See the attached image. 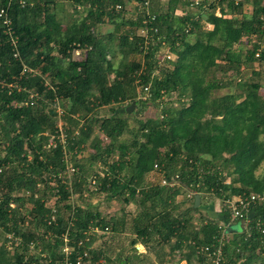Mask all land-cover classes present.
I'll list each match as a JSON object with an SVG mask.
<instances>
[{"label":"trees","instance_id":"obj_1","mask_svg":"<svg viewBox=\"0 0 264 264\" xmlns=\"http://www.w3.org/2000/svg\"><path fill=\"white\" fill-rule=\"evenodd\" d=\"M64 1L12 0L17 47L0 19V81L11 82L23 65L34 73L19 82L26 89L21 93L10 95L0 86V264H61L66 234L75 256L88 251L96 264H140L135 248L120 250L122 241L113 249L107 241L98 249L93 238L86 242L94 227L126 226L106 217L93 199L128 204L137 197L144 204L133 221L138 236L133 247L145 238L155 254L153 241L161 246L176 238L172 249L183 251L179 261L212 264L197 248L223 235V221H240L225 206L223 216L205 219L194 203L185 210L163 207V213L146 203L167 197L174 202L183 189L210 194L222 204L264 193V172L256 175L264 162V72L242 74L257 61L263 42L264 0H149L154 20L141 0H69L83 9L69 26L61 16ZM197 1V12L177 14ZM131 3L137 12L128 14ZM8 4L1 0L0 7ZM104 21L115 28L100 38L94 27ZM205 23L213 28L205 30ZM242 45L246 50L238 49ZM166 47L176 61L161 63ZM76 49L84 56L75 59ZM214 70L238 83L234 95L212 99L227 82ZM56 100L64 111L63 140L57 135ZM133 103L140 111L153 104L160 115L135 129L127 113ZM53 136L56 146L48 147ZM69 163L75 170L70 182L67 175L60 178ZM98 163L107 168L103 174L96 172ZM156 165L164 166L170 180L179 175L174 188L147 187ZM55 198L57 204L48 207ZM247 220L245 232L226 236L222 264H264V202L251 208ZM8 234L15 238L12 250Z\"/></svg>","mask_w":264,"mask_h":264},{"label":"crops","instance_id":"obj_2","mask_svg":"<svg viewBox=\"0 0 264 264\" xmlns=\"http://www.w3.org/2000/svg\"><path fill=\"white\" fill-rule=\"evenodd\" d=\"M192 4L193 3H190L187 6L186 10L184 9L178 10L177 14L185 15L190 12L191 14L197 12L196 8L194 6L193 7L191 6ZM205 25L213 28V26L208 23H205ZM248 69L251 70V72H259L256 68L255 62L253 65H251L248 68L243 67L242 74L246 72V70ZM227 81H228V78H227ZM237 81L241 82L242 77L237 78ZM222 89H229V86L227 85V83L225 84L224 88H221L219 90H222ZM220 98L221 97H216L214 95L212 99L214 100V99H220ZM63 116H62V119H63ZM106 170H107L106 167H103L101 163H98V170L96 171L97 173L103 174V172ZM166 174H167V171L165 170L164 166L159 165V169L155 168V170L152 171L147 177L148 183L150 185L147 187L150 188V187H155V186H162V187H170L171 189L174 188L177 185V180H178L176 177L179 175L175 176V179L172 178L170 180L167 178ZM164 180L167 181V184L163 183ZM230 181H231L230 179H227L225 183L228 184L230 183ZM181 191H182L181 194L174 198L175 199L174 202H172V200H169L168 199L169 197H167L164 202L161 199L156 198L154 202L148 201L146 204H148V206L150 207L151 205L156 207V210L152 212H158V210L160 209V211L163 213V210H164L163 207H170L174 205H176L177 207L176 210L178 209L185 210L190 206V203L192 204L194 203V207H195V195L198 194L200 195V204L198 207L201 206L200 214L203 215L205 219H208V218L213 219L215 217L223 216L222 214H223L224 208L222 206V201L219 198L212 196L210 194H205V193L199 194L191 190L187 191L186 189H183ZM139 200L140 198L137 197L135 200H132L128 204L121 203L120 201H117V200H111V201L106 200L105 201L104 209L103 210L101 209V211L104 212L105 216L108 218H112V220L117 222L118 225L120 224L121 221H124V223L126 224L125 227H122L119 225L118 231L112 230L108 234L109 235V238H107L108 243H106L107 248L113 249L117 247L122 241V247L120 250L127 249V248L130 250L132 248H135L137 253L140 255L142 261L149 258L151 260L150 264H188L186 260L175 261L177 259L176 256L179 255V257H181V254L183 252L182 250L173 251L172 249L173 245H175V243L178 242L176 238H172L171 240L166 242V244L161 245V246H158L157 242L153 241L152 242L153 244L151 246L156 247V250H155L157 251V253H155L156 255L153 252H149V250L147 249L145 245V241H146L145 238H142L141 240H139L138 243L134 247L132 246L133 240L136 237H138L137 234L135 233V227L133 226V223H134L133 221L140 213L142 209V205L144 204V203L142 204ZM97 201L98 200H96L94 204ZM223 223L224 225H226V230H225L226 236L240 235L243 232H245V230L247 229V222L244 220H240L238 222H234L231 224L225 223L224 221ZM158 239L159 241H161L159 237ZM103 244L104 243H101L98 246H94V248H97V249L101 248ZM225 244H226V241H225ZM225 244H224V247H225ZM142 261H140V264H142Z\"/></svg>","mask_w":264,"mask_h":264},{"label":"built area","instance_id":"obj_3","mask_svg":"<svg viewBox=\"0 0 264 264\" xmlns=\"http://www.w3.org/2000/svg\"><path fill=\"white\" fill-rule=\"evenodd\" d=\"M9 4L7 8H3L0 7V19L3 23V27H4V33L5 35H7L9 42L12 44V46L17 47L18 44V36L15 33L13 26H12V21L10 19L9 16V10H10V5H11V1L12 0H8ZM143 2H140V7H142L143 5H145V7L143 6V9L146 11V14L150 17H152L151 12L149 11V0H141ZM228 1H232V0H228ZM235 2V4H239L241 1L243 0H233ZM1 2V0H0ZM144 3V4H143ZM23 4H25V2H23ZM199 5V2L197 1L196 3H193L191 6L193 7H197ZM264 6V3H263ZM117 11H122L123 10V6L122 5H117L116 7ZM249 10L252 11L251 7H249ZM217 16H221L220 10L217 9L216 13ZM155 19V16L152 17V20ZM188 30V29H187ZM264 31V28L262 29ZM155 32H157V29L155 30ZM140 34L145 35L146 31L145 30H139ZM260 48L257 50L256 54H255V58L257 59V61H255V65L258 71L264 72V58H262V52L264 51V36H263V42L260 44L259 46ZM164 58V61H172L175 58V54L172 52V50L168 47H166L163 51V53L161 54ZM15 56H18V53L16 52ZM30 74H34L33 70L28 68L26 65H23V69L20 72V74L18 76L13 75L11 82L7 83L5 80L0 81V86L3 89H6V91L11 95L14 91H18L19 93L23 92V87L21 86V84L19 83L20 81L23 80V78H29ZM47 86V84H46ZM26 90V89H24ZM147 91V89H146ZM34 96H37L32 94L31 95V100H33ZM26 105H28V100L25 102ZM54 108L57 111V135H59L58 137H60L62 140L64 138V123L62 120V116H63V109L60 105V102L58 100L55 101L54 104ZM56 139L53 136L49 146L48 147H55L56 144ZM70 165L67 166V174L69 173H74L75 170L72 167H69ZM156 169H159V165L155 166ZM1 171V170H0ZM178 178V176L176 177ZM164 184H167V181L164 180L163 181ZM93 185H95V181H93ZM262 203L264 202V193L262 194H256V193H251V194H244V195H239V196H234L232 198L226 199L222 206L224 208V206L230 211L231 213V217L233 220H244L248 223V215L249 212L251 210V208L257 204V203ZM12 207H14L12 205ZM225 209V208H224ZM56 210L53 209V220L55 221L56 219ZM225 229L226 230V225H224V223L221 225L220 229ZM223 229V230H224ZM93 229H90L89 233H91ZM223 231V235L219 238L216 239L214 243L210 244V245H204V246H200L197 248V253L200 256H206L207 258H210L212 261V264H222L223 261V247L225 244V241L227 240L226 238V231ZM109 232V229H105L104 231H102V234ZM89 233L86 232V235L88 234L87 238H86V242H89L91 240L88 239V237L90 236ZM8 239L9 242L7 243V248L9 250H12L13 246L11 241H14V235L13 234H8ZM83 241L80 242V246H83ZM66 247V248H65ZM74 247H71L69 245V238L68 235L65 237L64 239V247L62 248V254H63V260L61 262V264H96L94 263V261L91 259L89 252L88 251H84L83 254L80 255H76L74 253Z\"/></svg>","mask_w":264,"mask_h":264},{"label":"rangeland","instance_id":"obj_4","mask_svg":"<svg viewBox=\"0 0 264 264\" xmlns=\"http://www.w3.org/2000/svg\"><path fill=\"white\" fill-rule=\"evenodd\" d=\"M63 5H64V10H65L66 13H63V14L61 13V16L62 15L65 16L64 17L65 18L64 20H66L64 22L65 26H69V24L71 22H73V21L80 20V17L83 16V13L81 14V12H83V9L80 8V7L79 8L78 7H75L74 4L72 3V1L66 0V1H64ZM128 6H127L128 7V10L130 11V12H128V14H131L133 11L137 12V10L135 9V5L134 4L132 5V3H131V5L128 4ZM249 7H251V6H249ZM249 7H248V9H249ZM248 12H250V10ZM204 15H206V13H204ZM128 16H131V15H128ZM114 28H115L114 24H112L111 22H105L104 21V23L95 26L94 27V30L97 33V36L101 38L102 36L108 35L109 33L113 32L114 31ZM204 29L205 30H208V29L211 30L212 27H209V26L205 25ZM190 41L193 43L194 42V37H191ZM116 43H118V40L116 41ZM246 48H247V45L238 46V49H244V50H246ZM85 53H86V51H85ZM82 55H83L82 54V49H76V51L74 52L75 59H79V57H82ZM163 56H161V59H160L161 63L164 62ZM137 59L140 60V56H137ZM176 60H177V56H175V58L172 61H176ZM214 71H215V73H214L215 77H217L219 79H222V78H225V77L226 78L230 77V74L222 75L221 73H219L218 70H214ZM246 75L249 78L252 75L251 70H249V69L246 70V72H244V76H246ZM211 77H213L212 74H211ZM232 79H233V77H232ZM225 81H227V80H225ZM226 83L229 86V89L217 90L214 93V95L216 97H224V96H227V95H234L236 93V91H238L237 90L238 83H236L235 80L232 81V84H230L229 80ZM263 92H264V87H263ZM179 97L180 96L177 93V95L173 97V100L174 101L175 100H178ZM133 104H135V103H133ZM138 108L139 107L136 106L133 109V111L131 113H129L130 115H132L130 117V123L133 125V127H135V129L138 128L140 121H144L148 117H151V116L158 117L160 115L159 109H156L153 104H149L148 107L145 110H143V111H140V108L139 109ZM103 110H104V113L105 112H108V108H104ZM91 152L92 151H90V153ZM86 154L88 155V153H86ZM68 165H71V164L69 163ZM69 167H72V166H69ZM263 172H264V162H263L261 168L256 172V175L259 177L258 174L263 175ZM66 175L68 176V179H69V182H70L73 179V174L72 173L67 174V172H64V173L61 174L60 178L63 180ZM54 184L57 185L56 182H54ZM52 186L54 187L53 184H52ZM96 200H98V201L95 203V205H100V208L103 210L104 209V206H105V199L104 198H101V199L96 198V199H93L92 203L94 204V202ZM57 202H58V199L55 198V200H53V201H51L49 203L48 207H54L57 204ZM13 206L14 207H12V208H15V205H13ZM55 216L57 218V215H55ZM110 232H111V230L109 232H107V233L109 234ZM107 233L102 234V230L100 228L94 227V230L91 233H89L90 236L88 237V239L91 240L93 238L94 241H95L93 247L94 246H98L101 243H105V241H107V238L109 237V235H107ZM67 235L68 234L64 235L63 241H64V239H65V237ZM63 247H64V245L61 246V252H62V248ZM176 257H177V259L175 261H179V259H180L179 255H177ZM42 263H46L44 258H43Z\"/></svg>","mask_w":264,"mask_h":264},{"label":"water","instance_id":"obj_5","mask_svg":"<svg viewBox=\"0 0 264 264\" xmlns=\"http://www.w3.org/2000/svg\"><path fill=\"white\" fill-rule=\"evenodd\" d=\"M136 107L135 104H132L130 107L127 108V113H131L133 109ZM200 204V195H195V208H197Z\"/></svg>","mask_w":264,"mask_h":264}]
</instances>
